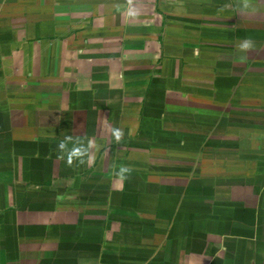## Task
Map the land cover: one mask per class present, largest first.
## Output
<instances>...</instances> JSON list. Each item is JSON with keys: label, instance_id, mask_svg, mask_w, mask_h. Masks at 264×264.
<instances>
[{"label": "crops", "instance_id": "crops-1", "mask_svg": "<svg viewBox=\"0 0 264 264\" xmlns=\"http://www.w3.org/2000/svg\"><path fill=\"white\" fill-rule=\"evenodd\" d=\"M0 264H264V0H0Z\"/></svg>", "mask_w": 264, "mask_h": 264}]
</instances>
